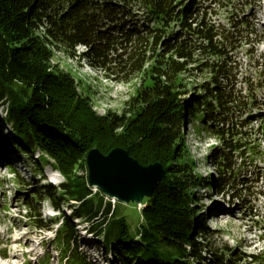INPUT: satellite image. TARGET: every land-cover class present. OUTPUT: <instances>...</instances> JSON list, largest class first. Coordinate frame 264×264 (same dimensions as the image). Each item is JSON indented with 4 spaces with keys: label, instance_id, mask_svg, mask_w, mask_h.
<instances>
[{
    "label": "trees",
    "instance_id": "16d2710c",
    "mask_svg": "<svg viewBox=\"0 0 264 264\" xmlns=\"http://www.w3.org/2000/svg\"><path fill=\"white\" fill-rule=\"evenodd\" d=\"M204 1L207 5L201 7L196 0H0V104L12 128L7 139L24 153L38 150L42 164L63 179L59 189L43 186L32 197L49 199L58 211L73 202L72 215L90 223L92 233L119 264H193L191 259L201 264H244L240 253L233 263L217 257L206 234L218 231L205 227L202 216L197 222L198 211L204 209L193 207L192 189L198 181L207 189L213 185L191 174L194 162L185 157L178 133L183 120L198 114L197 128L221 125L220 146L212 161L227 179L221 196L240 203L246 182L236 183L231 169L238 174L251 155L258 161L263 158L264 164V134L249 146L242 130L249 121L232 123L230 116L244 106V97L232 95L231 88L222 91L218 79L229 77L224 48L235 25L219 32L210 13L226 0ZM244 3L257 8L255 0ZM243 25L249 23L239 24ZM56 47L69 57L83 47L79 58L113 75L121 65L134 72L147 69L145 81L120 114L98 115L89 94L78 92L71 73L51 64ZM201 54L220 61L201 63L212 74L211 83L201 85L202 93L185 102L183 74ZM246 55L252 59L251 52ZM228 110L231 114L224 117ZM92 149L103 155L121 149L141 166H161L163 175L152 194L143 198L140 212L134 203L127 204L132 206L133 226L126 206L93 191L87 175L78 173L87 171L86 155ZM235 153L236 167L231 168ZM27 204L28 219L40 230L46 227L39 210ZM237 207L247 212V203ZM250 218L258 226L254 215ZM75 231L64 217L55 238L61 245L60 262L76 241ZM82 261L74 258L73 264H86ZM245 264H264V251L250 255Z\"/></svg>",
    "mask_w": 264,
    "mask_h": 264
},
{
    "label": "rangeland",
    "instance_id": "374dc122",
    "mask_svg": "<svg viewBox=\"0 0 264 264\" xmlns=\"http://www.w3.org/2000/svg\"><path fill=\"white\" fill-rule=\"evenodd\" d=\"M255 2L257 8L246 5L248 3H244V0H226L221 8H216L210 13L215 26L219 25V32L230 29L229 25L232 23L235 25L227 46L224 48L228 57L226 74L229 77L227 81H220L219 78L218 82L219 84L221 83L222 91L231 88L232 95L244 97V100H240L244 106L241 105L239 109L235 108L238 113H234L230 117H233V125L239 120L249 121L248 125L242 129L246 134L243 136L249 146L255 144L254 140L259 134H264V26L261 24L262 20H264V0H255ZM198 4L203 7L207 5V1L200 0ZM141 21L142 19L139 22ZM244 21L248 22L249 25L239 26ZM247 29L248 31H246ZM52 50L53 58L51 64L57 66L60 70L71 73L77 83L78 92L80 94L84 92L89 94L93 111L98 115H105L108 112L120 114L136 89L146 78L147 69L144 72H134L128 66L122 67L121 65L120 69L116 68L115 70L118 73L113 75L111 72L101 68H91L78 56V53L84 51L83 47L75 48L73 57L67 56L58 47ZM156 50L158 53L161 48L158 47ZM247 52H251V60L246 55ZM219 61L201 54L196 58V62L188 67L190 68L188 72L183 74V84L187 87L181 89L185 90L186 93L182 97L185 102H189L193 95L202 93L200 90L201 85L210 82L212 74L205 70L201 63L205 62L215 65ZM3 107V104H0V132L2 133L0 134V163L4 160H11L13 157L25 165L29 174L24 173L28 180L25 183L16 180L14 188L6 183L7 178L0 177V198L2 193L9 189L13 196L11 197L13 200H10V197L3 195L2 205L0 206V253L6 255L5 260H0V263L5 264L6 261L8 264H59L58 256L60 257L61 245L55 243L56 233L63 218L68 219L71 215L70 206L73 203H64L62 205L63 212L54 213L55 218L51 222L54 225L49 223L51 220L49 213L51 212L52 201L39 195V200L35 201L32 194L45 185H51L49 179L52 177L59 182L51 185L56 189H58L59 184L63 180L49 166L42 164L40 161L42 158L41 153L37 150L33 151L32 158L29 153L19 154L20 150L25 152L20 145L12 144L14 146L10 147V149L8 148L11 140L7 138L12 137V128L7 121L4 113L5 107ZM230 112L231 110L226 111L224 117H229ZM198 115H193L191 119L183 120L178 129L179 137L185 147V157L194 162L191 174H198L204 177L206 182H210L213 186L216 185L214 188L212 186L211 189H207L203 186V181L196 182L192 189V198L195 202L193 207L198 210L204 209L198 211L199 215L196 220L199 223L202 216L205 221L206 216L217 211V208H221L222 210L220 209V211L228 213L230 211L231 213V209L236 208L238 204L247 203V212L243 220L236 219L232 220L231 223L226 222L219 227L220 231L218 233L206 234L214 247V254L217 257L228 259L233 263L235 260L234 256L237 257L238 253H240L242 255L241 262L245 264L249 262L250 255L264 251V164L260 162L263 158L258 161L253 155L247 157L243 169L238 174L237 171L235 172L234 169H231V175L236 176V183L240 181L246 182V190L240 203L230 201L226 195L224 199H220L216 190H223L227 179L225 175H219L216 172L212 157L220 146L217 128H221V125L216 123L214 129L213 127L197 128L198 120L196 116ZM225 139H227V136H225ZM262 140L261 147L264 151V139ZM231 156L230 165L231 168H235L237 162L236 153ZM33 161L35 162L33 163ZM78 173L87 175V171L79 170ZM40 178L43 180L41 181ZM92 188L93 191L97 189L95 187ZM104 197L105 199L108 198L112 204L117 201L105 195ZM143 198L127 203H119L126 206L127 215H132V206H129V208L127 204L134 203V208L139 213L142 208ZM27 202L30 204L28 205ZM26 204L33 206V210L37 211L39 209L38 213L46 227L40 230L36 227L35 221H30L25 217L26 211L24 207ZM25 209L28 208L25 207ZM252 215H255L254 219L258 220V226L252 225L250 218ZM130 218L131 221L129 223L133 226L136 221L133 220V215ZM16 219L19 221H15ZM139 219L141 224L145 226L141 216ZM72 224L76 230L74 235L76 241L71 250L68 251L69 257L68 255L64 256L66 262L63 260L61 264H73L74 258L80 262H83L82 260L84 259L86 264H119L117 259L109 251H106L105 246L107 245L97 242L89 225H83V221L80 219L73 220ZM204 224L208 226L206 221ZM75 225H78V227ZM214 226L216 227L217 225L215 224ZM85 228H88L90 232L86 233ZM245 241H251L257 245V248H254L253 244L246 246ZM241 245H244V247ZM30 248L33 249L32 253H30ZM75 251L78 252V255H76ZM231 253L232 255H230ZM47 255L48 260L45 259ZM11 256L14 258L11 259ZM191 263L201 264L199 260L195 259H191Z\"/></svg>",
    "mask_w": 264,
    "mask_h": 264
},
{
    "label": "water",
    "instance_id": "95a60500",
    "mask_svg": "<svg viewBox=\"0 0 264 264\" xmlns=\"http://www.w3.org/2000/svg\"><path fill=\"white\" fill-rule=\"evenodd\" d=\"M85 161L88 185L118 202L150 196L163 175L158 163L141 166L121 149H114L107 155L92 149Z\"/></svg>",
    "mask_w": 264,
    "mask_h": 264
},
{
    "label": "bare ground",
    "instance_id": "6f19581e",
    "mask_svg": "<svg viewBox=\"0 0 264 264\" xmlns=\"http://www.w3.org/2000/svg\"><path fill=\"white\" fill-rule=\"evenodd\" d=\"M1 123H3V122H1ZM7 147H8V146H7ZM8 148L10 149V147H8ZM32 152H33V151H32ZM19 153L21 154V153H22V150H21ZM50 180H51L52 182H54V183L57 182V181L55 180V178H53V177H52ZM217 209H219V208H217ZM219 210H220V209H219ZM211 215H212V217H215V214H211ZM223 219L225 220V219H227V217H225V218H223ZM224 220H223V221H224ZM252 244H253V243H252L251 241H245V245H246V246H251ZM30 250H31L30 253H32L33 249L30 248ZM5 264H8V262L5 261Z\"/></svg>",
    "mask_w": 264,
    "mask_h": 264
}]
</instances>
